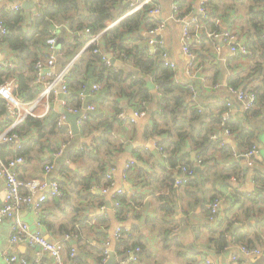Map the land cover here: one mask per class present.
<instances>
[{
    "label": "crops",
    "instance_id": "1",
    "mask_svg": "<svg viewBox=\"0 0 264 264\" xmlns=\"http://www.w3.org/2000/svg\"><path fill=\"white\" fill-rule=\"evenodd\" d=\"M17 1L7 2L6 0H1L0 12ZM200 1L189 0V2L184 4V11H187L186 9L190 4L194 7L193 12H196ZM210 1H214L217 4L218 12L214 16L215 24L216 19L222 20L224 26L235 30L246 41L247 36L245 33L249 28L250 7L255 6L256 10H264V0H207V3ZM158 2L162 4L161 19H165L167 23L161 36L164 38L165 46L173 60L177 63L181 81L187 80L188 77L185 75V70L189 65V58L182 49V23L170 18L173 13L171 0H158ZM35 7L36 5L31 8H25V14L32 13ZM207 7L209 14H211L213 11L209 6ZM31 17L30 15L29 19ZM210 28L206 27L205 23L198 29L193 28V32L196 33L193 39V46L196 48H194L196 77L192 81H198L197 85L200 90L202 89L204 95V103L218 109L220 107L218 100L227 101L230 94L226 87L215 88L216 83L228 84L230 80L231 83L237 84L240 88L254 89L260 84L263 75L254 70V66L259 59L257 54L255 58L231 55L229 47L225 44L222 37L209 36V33L215 32ZM217 45H220V48ZM0 54L3 59L8 57L15 58L16 54L18 56V52L7 44H4ZM63 59L62 57L60 59L61 65ZM117 63L126 73L132 71V73L142 75L140 73L141 70L131 61L125 60ZM0 72L3 74L0 82L11 75L18 77L17 73L6 74L8 71L1 68ZM146 79L147 83L152 80L150 76H147ZM93 82L95 81H90V83ZM95 98L89 97L86 103L95 101ZM115 101L117 103L108 100L103 105H97L94 102L97 105L96 110H101L99 115L102 114L104 116L103 120L107 123L112 122V132L109 136L110 145L103 146L99 155H94L93 151L95 144H97L96 138L104 131L102 124L98 127L99 124L96 126V123H91L94 124V127L86 125L83 129L81 128L82 125H80L79 134L73 133L72 137L68 132L63 135L50 134L54 118H57L56 116L61 111L59 104L54 99L50 100L49 113L43 117H37V119L48 117V123L45 126L32 125L29 122L21 126L25 140L24 145L29 144L27 148L29 155L25 156L26 163L20 170V177L24 181H29L33 178L49 181L56 168V159L61 157H55L54 153L65 144L67 146L64 151L69 147L72 148L68 153L65 165L62 167H68L70 172L68 174L62 173L61 167L58 175L53 179L60 181L69 177L70 174H76L78 171L89 174L92 172L99 173L100 166L102 164L105 165L104 175H99L103 177V184H99L96 178H93L92 186L88 189L81 186L79 188L74 187L71 190L68 187L71 196L63 205L57 204L54 198L50 197L41 212H36L32 205L24 206L21 216L30 223L31 228H41L48 238L54 241H62L66 257L69 256L66 250L67 244L70 242V246H76L79 251L77 254L78 256L80 255V260L77 264H101L99 255L102 253L103 242L106 239L110 240L112 253L117 258L116 264H121L125 252L121 251L123 246L119 247L120 242L117 241L115 233L118 229L125 227L131 229L132 239L139 238L144 244L143 255L138 264H202L201 261H205L207 264H264V253L250 257L242 255L237 262L232 261L231 256L234 253V249L230 248L229 245L225 249H220L217 246L215 240L219 234L212 230L204 212L205 201L210 200L206 194L213 191L222 192L218 195L225 199L219 209L220 215L224 217L226 210L231 208L228 214L229 217L235 214L242 216L245 209L244 206L247 205L251 210V217L249 219L243 218L241 223H237L234 229L238 226L244 228L246 233L254 240H257L259 235L261 238L256 241L258 244L261 240H264V213L259 210H264V203H253L249 198L256 187L253 173L251 174L249 169L252 171L255 164H258L257 160L264 157V103L260 102L257 104V113H251L246 120V126L259 135L256 145L260 152L253 157L255 163L253 167L248 166V157L244 155H236L235 158L223 154L220 149H213L210 152L212 162L204 170L199 164L201 161L198 159V149L193 146L191 140H187L182 154L191 153L194 175L188 182L190 184L186 183L180 188H174L172 179L168 180L170 169L167 165L166 154L161 152L158 146L162 137H148L146 135L147 129L153 123L154 111L158 107L157 100L148 103L146 116L139 119L137 123L120 119L117 111L120 107L126 110L128 116H131L136 108L130 106L122 95H116ZM246 114L242 111L233 113V115H239L243 119H245ZM7 119V114L1 112L0 122ZM68 126L71 128L69 121ZM41 138L42 140L50 139L51 150H41L39 148V144L35 142ZM227 144L236 149V136L234 134L228 138ZM3 147L10 155L14 152L11 145L4 144ZM81 148H85L84 151H86L83 158L76 157L77 159L75 160L69 155L70 152H76V150ZM235 152L237 151L235 150ZM182 162L185 163L184 161ZM52 163L55 164V168L46 175L45 166ZM197 166L202 168L198 177ZM232 166L234 167L230 171L232 172L230 178L237 176L240 171L244 172V174L246 173L238 182H233L229 178L226 180L223 177L227 172L226 169ZM178 167L179 163L173 169V175ZM109 174L112 176L114 186L105 192L104 189L107 186L105 187L104 183L109 179ZM194 180L195 184H191ZM68 186L71 187V185ZM120 191L130 192L135 197H138L135 208L133 206L132 210H124L121 214L116 212L115 207L116 195H119ZM195 195L199 196L200 204H195L197 199ZM237 195L244 198L236 200L239 199ZM4 196V181L0 177V205L4 201ZM232 196L235 199H232ZM247 196L249 199L245 200ZM76 214L79 215V220H82V223L75 224L77 226L82 224V235L78 240L66 241L64 238L69 234L63 233V226L66 225L70 229L73 226L71 218ZM43 219H45L44 223ZM38 222L41 223V226L38 225ZM215 222L212 221L211 224L218 226L217 229L220 228L222 230L226 226ZM100 231L107 233V236H100L98 234ZM231 232L233 233L234 231L231 230ZM231 232L229 235L227 233L230 238L232 237ZM10 233V221L5 220L0 223V264H8L3 256V250L5 249L25 255L32 261H38L39 264H52L51 259L47 255H38L36 251L26 244L21 243L12 247L9 246Z\"/></svg>",
    "mask_w": 264,
    "mask_h": 264
},
{
    "label": "trees",
    "instance_id": "2",
    "mask_svg": "<svg viewBox=\"0 0 264 264\" xmlns=\"http://www.w3.org/2000/svg\"><path fill=\"white\" fill-rule=\"evenodd\" d=\"M179 4L180 11L179 15L188 14V12H193L194 7L188 5L187 11H184V4L189 2V0H176ZM207 6L213 11L208 15V18L204 20L205 26L212 29V31H219L217 25L215 24V15L217 14V4L214 1L206 3ZM129 5L125 4V0H41L40 6L34 16L30 19L26 18L25 11L10 12L5 11L0 17V20L4 23L7 28V33L4 37L0 38V42L7 44L12 49L18 52V67L8 70L6 74L17 73L20 83H21V94L22 96L32 99L39 93L41 88L33 83V63L35 59L39 56L43 46L45 45V40L47 39L48 29L54 25L55 22L68 21L73 28L82 29L84 27H90L93 32H100L106 28L108 21H120L108 32L103 35V49L113 50L118 56L121 53L125 54L122 57L124 60L133 62L137 68H139L142 75L136 73H126L121 67L118 66L119 58L113 66H108L103 59L101 53H95L94 47L87 49L80 60H78L73 69L68 75V83L70 86L71 95L68 97L70 105L78 106L81 101L78 99V94L82 88L90 81H95L102 83L103 87L99 94L96 96L95 102L97 105H103L108 100L115 103V96L122 95L128 101L130 106L138 108L140 110L148 111V103L157 100V109L154 111V119L150 128L147 129L146 135L148 137L161 136L162 140L159 143V148L161 152L166 154L167 165L170 169L168 180L172 179L174 181L173 169L178 165H187L190 168H194L193 162L191 161V153L187 152L185 155L182 154V150L185 146L187 140H191L193 146L198 149V159L201 161L199 164L204 168L210 166L211 156L210 152L213 149H220L223 154H227L231 157L236 158V153L246 154L253 149L258 143L259 135L256 134L254 130H251L246 126L247 116L251 113L256 114L257 109L253 108L248 111L245 119L241 118L239 115H231L229 119L225 121V126L228 127L233 134L236 136V146L234 149L229 144L223 146L219 145V141L214 138V135L219 133L223 126V113L228 109L227 101L218 100L220 102V107H211L209 104L204 103V95L202 89L200 90L197 82H192L197 90V97H193L188 87L187 80L179 83L175 78V71L169 65L161 59V53L163 49L157 48L152 54V51L148 45V41L143 35V32L148 28L153 27L154 21L152 17L148 15V7L144 11L134 13L125 16L128 11ZM249 28L245 33L247 36V44L253 55L249 57L255 58L256 54L259 56L254 70L258 71L263 75V79L257 88H254L258 96L257 103H264V10H256L255 6L250 7L249 14ZM210 26V27H209ZM64 42L59 48L63 53L62 64L67 63L71 60L78 50L84 46L85 40L82 36L75 35L72 38L73 43H68L69 35L65 33L62 35ZM195 46H193L194 51ZM196 49V48H195ZM246 58L247 56H240ZM263 72V73H262ZM136 74L137 77H133ZM3 76L0 72V78ZM150 76L152 81L156 85L155 90H151L147 86L146 77ZM230 86L240 88L237 84L228 81ZM201 91V92H200ZM119 107V106H118ZM122 108H118V114L121 113ZM126 111V110H125ZM101 110H96L91 113V116L82 123V129L88 125L98 127L102 124L104 126L103 133L96 138L97 144L94 147V155H99V152L103 146L110 145L109 136L112 132V122L107 123L103 120L104 116L101 114ZM58 117V116H56ZM47 118L37 119L35 117H30L27 122L32 125H42L45 126L48 121ZM95 126V127H96ZM70 127L68 125H57V118H54L52 128L50 129V134H69ZM21 134V127L19 129ZM45 135V134H44ZM44 137V136H43ZM42 137V138H43ZM38 139L35 143L39 144L41 150L49 149L52 147L50 145V139L42 140ZM28 145H23L21 149L13 152L11 155L4 150V156L9 157L18 156H28L29 150H27ZM85 148L76 150V152H70V156L75 160L77 158H83L86 153ZM235 150L237 152H235ZM53 151V150H52ZM77 157V158H76ZM239 160V158H237ZM184 161L185 163H183ZM182 162V163H180ZM258 164H255L252 171L249 169L250 173H253V178L256 183L255 191L249 196L253 203H264V157L257 160ZM105 165L100 166V172H92L91 174L87 172L78 171L76 174H70L69 177L60 180V186L63 191V195L60 197H53L55 202L59 205H63L69 200L71 192L68 187L73 190L74 187H84L90 188L92 186L93 178L99 184L102 183V176L105 173ZM234 166L226 169L227 172L223 176L226 180L230 178L232 172L231 169ZM64 171V172H63ZM243 171V170H242ZM62 173L68 174L70 170L68 167L64 166L61 170ZM241 172V171H240ZM246 174V173H245ZM64 176V174H62ZM208 180V178H207ZM111 180L107 179L104 183L105 187L109 186ZM190 184V183H188ZM195 184V180L191 182ZM68 185H71L68 186ZM73 185V186H72ZM80 191V190H79ZM218 191L209 192L206 196H209L210 200L205 201L204 212L207 218V222L210 223L212 230L217 232L219 236L217 237L216 244L220 249H225L226 246L230 245L232 238L239 243L250 245V246H261L264 240L260 243H256L257 240L251 238L250 235L246 233L244 228L240 226L236 227V224L241 223L244 219H249L251 217L250 208L245 205L244 212L242 216L239 214L231 215L229 217V211L231 208L226 210V215L223 217L218 212L215 220L216 224L226 225L224 229H217L218 226L211 224L212 221L209 220L211 216V211L208 208L210 204L216 197H218ZM197 197L195 204H200L199 196ZM52 197V196H50ZM49 197V198H50ZM239 199L242 200V196L237 195ZM137 196L132 199L134 202V208L136 205ZM248 196L245 198L249 199ZM232 199H235V197ZM49 200V199H48ZM47 200V201H48ZM116 200H119L122 205L118 209V213H123L124 210L130 211L129 198L125 195H116ZM46 201V203H47ZM260 212L264 213L263 209H259ZM242 217V218H241ZM222 219V220H221ZM45 219H43L44 223ZM73 226L69 229L66 225L63 226V233L69 235H75L80 233L82 235L81 225H75L76 223H82L79 220V215L76 214L71 218ZM65 224V223H64ZM234 231L233 233L231 232ZM232 233V237H228L227 233ZM100 236H107L105 232H98ZM105 240V239H104ZM141 246L144 248V244L141 240L132 239L131 237L123 239L119 244V247L123 246L122 252H126L127 249ZM72 246L70 242L67 244L66 250L70 254L72 251ZM120 251V252H121ZM79 253V251L77 252ZM79 257L75 256L74 261L79 262ZM103 257L102 253L99 255L101 260ZM202 264H207L205 261H201Z\"/></svg>",
    "mask_w": 264,
    "mask_h": 264
},
{
    "label": "built area",
    "instance_id": "3",
    "mask_svg": "<svg viewBox=\"0 0 264 264\" xmlns=\"http://www.w3.org/2000/svg\"><path fill=\"white\" fill-rule=\"evenodd\" d=\"M1 1V0H0ZM12 2L13 0H6ZM27 1H36L35 10L32 13L25 14L28 19L29 16H34L37 8L40 6L41 0H18L8 7H5L0 12V17L3 12H18L24 10V3ZM129 5L128 11L125 16L144 11L148 7V15L152 17L154 25L143 32V35L148 41V45L152 51V54L157 48L163 49L161 53V59L172 67L175 71L176 80L181 83V74L179 72L177 63L173 60L167 47L165 46V40L161 36L162 32L166 28V20L161 19L162 4L158 0H126ZM172 1L173 13L170 18L176 19L182 23V49L184 54L189 58V65L185 70L188 87L190 88L191 95L197 97L198 90L192 83L193 78L196 77L195 65L196 55L193 51V39L196 33L193 32V28H200L203 26L204 20L208 18L209 10L207 7V0H201L198 4L196 12L179 15L180 7L175 0ZM25 11V10H24ZM119 20L108 21L106 28L100 32H93L90 27H84L82 29L73 28L68 21L55 22L52 27L48 29L47 39L43 46L39 56L33 63L34 67V83L41 88L35 98L29 99L21 94V83L17 76L11 75L0 82V113L4 112L7 114L8 119L0 122V177L4 181L5 187V199L0 205V223L5 220L11 222V233L9 237V246L18 244H26L28 247L36 251L38 255H47L51 259L52 264H77L74 261V257L77 255L78 248L73 246L71 253L68 257L65 255L64 244L62 241H54L42 231L41 228L32 229L30 223L21 218V211L24 206L32 205L36 212H41L44 208L46 201L50 196L60 197L63 195L61 184L59 180L52 179L51 181L44 179L33 178L29 181H24L20 177L21 167L26 163L24 156H4L3 145H11L12 150L16 153L24 145V135L19 132L20 127L27 122L30 117H43L50 111V100L54 99L61 108H65L72 113H81L78 119V124L81 125L87 120L91 113L96 111L97 105L93 102L86 103L89 97H96L103 85L99 82L88 83L84 86L78 94V99L81 103L76 105H70L68 97L71 95L70 86L68 83V75L73 69L75 63L80 60L84 52L95 46L94 52L101 53L104 61L108 66H113L116 58L119 61H125L122 59L125 54L121 53L120 56L113 50L103 49V35L112 29ZM219 31L209 33L211 37H222L225 44L229 47L230 54L233 56H247L253 55V52L249 48L247 41L242 39L239 34L223 25L222 20L216 19ZM7 28L0 20V38L4 37L7 33ZM69 35L68 43H73L72 38L75 35L82 36L85 40V44L81 47L74 57L67 63H60L63 53L58 48L57 44L59 38L63 34ZM220 48V45H217ZM4 48V43L0 42V50ZM16 57L17 54H16ZM2 58L0 54V68L3 70H11L17 67L18 58ZM133 77H137L136 74ZM190 78V79H189ZM215 88L226 87L230 94L227 100L228 109L223 113V126L222 129L214 135V138L219 141V145L223 146L227 143L228 138L233 136V132L225 126V121L235 113L236 111H242L247 113L253 108L257 107L258 96L256 91L251 88H236L229 84H223L218 82L214 86ZM240 104V105H238ZM146 110H140L138 108L128 116L126 111L123 110L119 113V118L123 120H129L137 123V121L146 116ZM57 125H68L66 115L60 111L57 117ZM69 135L73 136V131L70 128ZM67 144L61 147L54 153L55 157L61 156L64 153V149ZM160 151L162 148H159ZM260 149L258 146H254L248 153L243 154L248 157V166H254V155L258 154ZM240 156L242 154H237ZM55 168V164H47L45 166L46 175L51 173ZM194 175V169L187 165H180L174 174L173 186L174 188H180L184 184L188 183ZM244 172H239L237 176L231 177L233 182H238L239 179L244 176ZM111 180L109 186L104 189L105 192L109 191L114 182L112 181L111 174L108 175ZM49 188V190H47ZM136 193V192H135ZM119 195H125L129 198L130 210L134 206L132 199L135 197L130 192L120 191ZM224 197H216L209 205L208 208L211 211L209 216L210 221L216 220V215L219 212L220 206L224 203ZM122 203L119 200L115 201L116 212L121 207ZM41 226V223L38 222ZM81 232V231H80ZM118 242H122L123 239L131 237L132 231L129 227L118 229L115 233ZM80 233L75 235H67L64 239L78 240ZM230 248L234 249V253L231 258L232 261L237 262L240 256L250 257L253 255H260L264 253V244L261 246H250L236 242L232 238V242L229 245ZM102 259L101 264H105L109 259L111 253V243L109 239L103 242ZM143 255V248L139 245L129 248L125 252V256L121 261V264H138ZM4 259L8 264H39L38 261H32L25 255H20L10 249L3 250Z\"/></svg>",
    "mask_w": 264,
    "mask_h": 264
},
{
    "label": "water",
    "instance_id": "4",
    "mask_svg": "<svg viewBox=\"0 0 264 264\" xmlns=\"http://www.w3.org/2000/svg\"><path fill=\"white\" fill-rule=\"evenodd\" d=\"M35 4H36V1H27L23 5H24V8H31V7H34ZM125 4H127L126 0H125ZM63 42H64V39L62 37H60L59 41H58V44H57L58 48H60L62 46ZM147 86L150 89H155L156 88V85H155V83L152 80L148 81ZM61 111L66 115L67 121L70 122V125H71L73 133L76 134V135L79 134L80 125L78 124V119L80 118L81 113H79V112L78 113H72V112H69L68 110H66L65 108H61ZM71 148L72 147H69L66 151H64V153L61 155V157L56 159V161H57L56 168L54 170V174H52L50 176L51 178L49 179V181H51L53 178H55L58 175L61 167L63 165H65V161H66V159L68 157V153L71 150ZM196 171L198 173L197 174V177H198L199 173L202 171L201 166H197L196 167ZM199 181H200V179H199ZM47 190H49V189H47ZM116 260H117L116 256L113 253H111L109 259L107 260V262L105 264H116Z\"/></svg>",
    "mask_w": 264,
    "mask_h": 264
},
{
    "label": "rangeland",
    "instance_id": "5",
    "mask_svg": "<svg viewBox=\"0 0 264 264\" xmlns=\"http://www.w3.org/2000/svg\"><path fill=\"white\" fill-rule=\"evenodd\" d=\"M4 199H5V196H4ZM4 202V201H3ZM21 218H22V216H21ZM23 219V218H22ZM24 220V219H23ZM10 229H11V222H10Z\"/></svg>",
    "mask_w": 264,
    "mask_h": 264
}]
</instances>
